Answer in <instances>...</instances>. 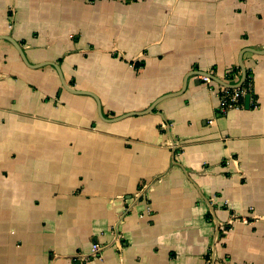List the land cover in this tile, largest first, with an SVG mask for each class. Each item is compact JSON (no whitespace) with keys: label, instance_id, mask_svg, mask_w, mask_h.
<instances>
[{"label":"crops","instance_id":"obj_1","mask_svg":"<svg viewBox=\"0 0 264 264\" xmlns=\"http://www.w3.org/2000/svg\"><path fill=\"white\" fill-rule=\"evenodd\" d=\"M244 49L264 0H0V264H264V55L200 76Z\"/></svg>","mask_w":264,"mask_h":264},{"label":"water","instance_id":"obj_2","mask_svg":"<svg viewBox=\"0 0 264 264\" xmlns=\"http://www.w3.org/2000/svg\"><path fill=\"white\" fill-rule=\"evenodd\" d=\"M8 41H10L16 47V49L18 50V52H19L22 60L25 63H27L26 58H25V56L23 54V51L20 48V46L17 43H15L11 38H8ZM245 52H251V53L256 54V55H264V51H258V50H253V49H244L239 54V57H238V66H239V68L241 70V77H240V80H239V82L237 84L230 85V84L226 83L225 81H223V80H221V79L217 78L216 76H214L212 74H209V73H201L200 76L201 77H207L211 81H213V82L217 83L218 85H221V86H223L224 88H227V89H238V88H240L242 86V84L244 83L245 79H246V70H245V67H244V64H243V54ZM53 66L55 67L57 73L59 74V77L61 79V82H62L63 87L65 89H68L67 86H66V84H65V81L63 79V76L61 74V71H60L59 67H57L56 65H53ZM184 89H185V84L183 85V89L182 90H184ZM74 92L75 93H78V94L90 95V96L94 97V99L97 101V98L93 94L86 93V92H79V91H74ZM249 99H250V96L249 95H246L245 96V104H246V107H248V105H249ZM97 103H98V101H97ZM150 111L151 110H149V112ZM98 113L102 117L101 107H100L99 104H98ZM114 120H119V118L114 119Z\"/></svg>","mask_w":264,"mask_h":264},{"label":"built area","instance_id":"obj_3","mask_svg":"<svg viewBox=\"0 0 264 264\" xmlns=\"http://www.w3.org/2000/svg\"><path fill=\"white\" fill-rule=\"evenodd\" d=\"M85 1L93 2L97 0H85ZM110 1H118L121 3H133L141 0H110ZM201 80L205 83H210L211 81L207 77H202ZM251 91H252L251 82H249L246 86L243 83L242 86L238 89L229 90L221 87V95H220L221 106L219 109L220 113L224 114L230 109L240 108L242 97L244 95H250ZM100 250L101 247L98 244L93 245L92 256L93 257L97 256Z\"/></svg>","mask_w":264,"mask_h":264},{"label":"trees","instance_id":"obj_4","mask_svg":"<svg viewBox=\"0 0 264 264\" xmlns=\"http://www.w3.org/2000/svg\"><path fill=\"white\" fill-rule=\"evenodd\" d=\"M239 72V69H235L233 70L229 75H228V79L231 80L232 75H234L235 73ZM250 76H251V72L249 70L246 71V79L244 81V85L246 86L249 82H250Z\"/></svg>","mask_w":264,"mask_h":264}]
</instances>
